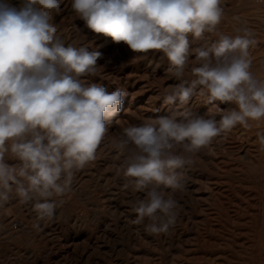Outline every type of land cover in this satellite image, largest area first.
Wrapping results in <instances>:
<instances>
[{
	"label": "clouds",
	"instance_id": "1",
	"mask_svg": "<svg viewBox=\"0 0 264 264\" xmlns=\"http://www.w3.org/2000/svg\"><path fill=\"white\" fill-rule=\"evenodd\" d=\"M71 7L93 33L123 42L133 53L164 54L168 72L181 81L165 89V105L186 106L199 95L207 96L208 104L236 106L219 120L178 108L125 127L113 141L126 153L118 169L125 187L146 193L134 205L133 223L147 219L145 231L167 233L178 215L175 194L186 191L184 174L176 171L190 163L186 155L237 124L249 127V121L264 118V81L250 72L249 48L256 40L245 29L190 49L189 34L202 40L216 31L221 0H72ZM59 8L60 0H23L20 7L0 0V206L13 193L21 203L34 201L37 229L39 221L55 216L58 204L52 198L70 192L75 172L96 159L106 122L121 111L127 95L81 79L95 74L102 53L66 46L56 36L49 10ZM190 55L199 66L186 81ZM258 141L264 151V133ZM6 155L19 163L9 164Z\"/></svg>",
	"mask_w": 264,
	"mask_h": 264
},
{
	"label": "rangeland",
	"instance_id": "2",
	"mask_svg": "<svg viewBox=\"0 0 264 264\" xmlns=\"http://www.w3.org/2000/svg\"><path fill=\"white\" fill-rule=\"evenodd\" d=\"M8 3L20 7L23 0H8ZM71 3L72 0H60L59 10H49L56 36L66 40L71 33L72 39L67 38L71 42L66 46H88L102 53L95 74L84 76L86 83L100 84L108 92L119 88L127 95L121 111L106 122L107 130L96 159L75 172L68 194L52 198L60 206L53 219L39 221V229L34 228L38 222L34 202L23 205L14 193L0 206V263L32 264L39 255L44 258L43 264H264V151L258 141V133H264V118L249 121V127L237 124L230 132L215 137L209 146L187 154L190 163L176 170L184 174L186 181V191L175 194L179 205L176 222L167 233H148L147 219L141 224L133 223L137 217L134 205L146 193L125 187L127 179L118 169L126 153L117 151L113 141L122 137L125 127L169 116L178 108L219 120L221 114L236 106L219 101L208 104L207 96L199 95H194L186 106L165 105V89L181 81L168 72L164 54L133 53L123 42L117 44L110 37L93 33L85 27ZM221 7L223 17L216 31L205 33L202 40H195L189 34L190 49L210 45L222 35H242L247 29L256 40L249 48L250 72L258 81H264V0H221ZM198 66L195 55H190L183 79H193L191 69ZM84 77L81 79L85 81ZM5 159L12 165L19 163L8 155ZM218 198H222L224 206H220ZM2 229H11V233L6 236ZM50 257L53 259L49 261Z\"/></svg>",
	"mask_w": 264,
	"mask_h": 264
},
{
	"label": "bare ground",
	"instance_id": "3",
	"mask_svg": "<svg viewBox=\"0 0 264 264\" xmlns=\"http://www.w3.org/2000/svg\"><path fill=\"white\" fill-rule=\"evenodd\" d=\"M244 2L246 3V1H244ZM245 3H244V4H245ZM246 6H247V5H246ZM247 7H248V6H247ZM250 8H251V7H250ZM250 8H249V9H250ZM67 30H68V29H67ZM76 33H77V32H76ZM70 34H71V33H70ZM70 34H69L68 37H70ZM75 36L78 37L77 35H75ZM68 37H67V38H68ZM73 37H74V36H73ZM58 38H59V37H58ZM67 38H66V40L63 39L65 44H67V43L69 42ZM70 38H71V37H70ZM70 38H69V39H70ZM71 39H72V38H71ZM71 39H70V40H71ZM77 39H78V38H77ZM83 39H84V38H83ZM61 40H62V39H61ZM63 40H62V41H63ZM78 40H79V39H78ZM86 40H87V39H86ZM91 40H92V39H91ZM91 40H90V41H91ZM76 41H77V40H76ZM87 41H88V40H87ZM70 42H71V41H70ZM70 42H69V43H70ZM73 42H75V41H73ZM83 42H84V41H83ZM86 43H87V42H86ZM71 44H72V43H71ZM81 44H82V42H81ZM69 45H70V44H69ZM82 45H83V44H82ZM85 45H86V44H85ZM89 45H90V44H89ZM74 46H75V45H74ZM77 46H78V45H77ZM93 46H94V45H93ZM95 49H96V48H95ZM90 50H91V49H90ZM99 59H100V58H99ZM99 59H98V60H99ZM100 60H101V59H100ZM101 63H102V62H101ZM97 64H98V63H97ZM140 64H141V63H140ZM100 65H101V64H100ZM102 65H103V64H102ZM251 65H252V64H251ZM195 66H196V65H195ZM97 69H98V68H97ZM99 71H100V69H99ZM112 72H113V71H112ZM135 72H136V71H135ZM188 72H189V71H188ZM104 73H105V72H104ZM104 73H103V74H104ZM146 74H147V73H146ZM116 75H117V74H116ZM116 75H115V76H116ZM157 75H158V74H157ZM109 76H110V75H109ZM161 76H162V75H161ZM169 76H170V75H169ZM84 78H85V77H84ZM112 78H113V77H112ZM263 79H264V78H263ZM83 80H84V79H83ZM113 80H114V79H113ZM113 80H112V81H113ZM85 81H86V78H85ZM126 81H127V80H126ZM100 83H101V81H100ZM106 128H107V127H106ZM229 137H230V136H228V138H229ZM231 137H233V136H231ZM228 138H227V139H228ZM221 140H222V139H221ZM230 140H231V139H230ZM224 141H225V140H224ZM228 141H229V140H228ZM231 142H232V141H231ZM231 142H230V143H231ZM235 142H236V141H235ZM218 143H219V142H218ZM226 144H227V142H226ZM211 146H212V145H211ZM229 146H230V145H229ZM103 147H104V146H103ZM213 147H214V146H213ZM250 150H251V149H250ZM250 150H249V151H250ZM252 151H253V150H252ZM99 153H100V152H99ZM244 153H246V152H244ZM201 154H202V153H201ZM246 154H249V153L247 152ZM219 155H220V154H219ZM243 155H244V154H243ZM238 157H239V156H238ZM246 157H247V156H246ZM246 157H245V158H246ZM201 158H202V157H201ZM248 158H249V157H248ZM248 158H246V159H248ZM250 158H251V157H250ZM107 159H108V158H107ZM255 160H257V159H255ZM221 161H222V160H221ZM15 162H16V161H15ZM255 162H256V161H255ZM257 162H258V161H257ZM263 163H264V162H263ZM218 164H219V162H218ZM92 165H94V164H92ZM257 166H258V165H257ZM257 166H256V167H257ZM235 167H236V166H235ZM261 167H263V166H261ZM247 168H248V167H247ZM257 169L259 170V167H258ZM261 170H262V169H261ZM263 170H264V169H263ZM229 171H230V170H229ZM94 172H95V171H94ZM95 173H96V172H95ZM236 175H237V174H236ZM103 176H104V175H103ZM115 177H116V176H115ZM261 177H262V176H261ZM99 178H100V177H99ZM206 178H207V177H206ZM240 178H243V177H240ZM78 179H79V178H78ZM261 179H262V178H261ZM261 179H260V180H261ZM82 180H83V179H82ZM245 180H246V179H245ZM260 180H258V181H260ZM263 180H264V176H263ZM103 181H104V180H103ZM101 182H102V181H101ZM101 182H100V183H101ZM105 182H106V180H105ZM102 183H104V182H102ZM106 183H107V182H106ZM106 183H105V184H106ZM221 183H223V182H221ZM262 183H263V182H262ZM74 184H75V183H74ZM79 184H80V183H79ZM215 184H216V183H215ZM233 185H234V184H233ZM245 185H246V184H245ZM259 185H260V184L258 183V186H259ZM103 186H104V185H103ZM108 186H109V185H108ZM208 186H209V185H208ZM214 186H215V185H214ZM214 186H213V187H214ZM235 186H236V185H235ZM232 187H233V186H232ZM245 187H246V186H245ZM262 187H263V186H262ZM105 188H106V187H105ZM196 188H197V187H196ZM241 188H243V187H241ZM247 188H248V187H247ZM263 188H264V187H263ZM235 189H236V188H235ZM235 189H234V190H235ZM245 189H246V188H245ZM245 189H244V190H245ZM104 190H106V189H104ZM211 190H212V189H211ZM225 190H226V189H225ZM234 190H233V191H234ZM239 190H240V189H239ZM242 190H243V189H242ZM252 190H253V189H252ZM79 191H80V190H79ZM115 191H116V190H115ZM245 191H246V190H245ZM247 191H248V189H247ZM122 192H123V191H122ZM220 192H221V191H220ZM258 192H259V191H258ZM261 192H262V191H261ZM108 193H109V192H108ZM212 193H213V192H212ZM216 193H217V192H216ZM218 193H219V192H218ZM221 193H222V192H221ZM249 193H250V191H249ZM249 193H248V194H249ZM67 194H68V193H67ZM141 194H142V193H141ZM190 194H191V193H190ZM225 194H226V193H225ZM91 195H92V194H91ZM213 195H214V194H213ZM216 195H217V194H216ZM221 195H223V194H221ZM235 195H236V194H235ZM252 195H253V194H252ZM210 197H211V196H210ZM243 197H244V196H243ZM247 197H248V196H247ZM250 197H251V196H250ZM14 198H15V197H14ZM213 198H214V197H213ZM223 198H224V197H223ZM12 199H13V198H12ZM218 199H219V198H218ZM221 199H222V198L219 199V201H220V203H219L220 206H222V205L224 204V203H222L223 201H221ZM243 199H244V198H243ZM245 199H246V198H245ZM53 200H54V199H53ZM210 200H211V199H210ZM237 200H238V199H237ZM248 200H249V199H248ZM248 200H247V201H248ZM11 201H12V200H11ZM11 201H10V203H11ZM13 201H14V200H13ZM16 201H18V199H17ZM16 201H15V202H16ZM19 201H20V200H19ZM212 201H213V200H212ZM33 202H34V201H33ZM226 202H227V201H226ZM30 203H31V202H30ZM215 203H216V202H215ZM237 203H238V202H237ZM14 204H16V203H14ZM31 204H32V203H31ZM212 204H213V203H212ZM221 204H222V205H221ZM234 204H235V203H234ZM19 205H20V204H19ZM19 205H18V206H19ZM23 205H25V203H23ZM114 205H115V204H114ZM117 205H118V204H117ZM205 205H206V204H205ZM226 205H227V203H226ZM243 205H244V204H243ZM115 206H116V205H115ZM223 206H224V205H223ZM241 206H242V205H241ZM58 207H60V206H58ZM116 207H117V206H116ZM243 207H244V206H243ZM61 208H62V207H61ZM229 208H230V207H229ZM62 209H63V208H62ZM212 210H213V209H212ZM224 210H225V209H224ZM57 211H58V210H57ZM209 211H210V210H209ZM221 211H222V210H221ZM227 211L230 212V210H227ZM58 212H59V211H58ZM229 212H228V213H229ZM236 212H237V211H236ZM25 213H26V212H25ZM55 213H56V212H55ZM57 214H58V213H57ZM230 214H231V213H230ZM230 214H229V215H230ZM2 215H3V214H2ZM4 215H5V214H4ZM229 215H228V216H229ZM245 215H246V214H245ZM127 216H128V215H127ZM209 216H210V215H209ZM74 217H75V216H74ZM212 217H213V216H212ZM71 218H72V217H71ZM214 218H215V217H214ZM232 218H233V217H232ZM10 220H11V219H10ZM69 220H70V219H69ZM74 220H75V218H74ZM107 220H109V219H107ZM198 220H199V219H198ZM216 221H217V220H216ZM4 222H5V221H4ZM69 222H70V221H69ZM73 222H74V221H73ZM119 222H120V221H119ZM211 222H212V221H211ZM211 222L209 221V223H211ZM21 223H22V222H21ZM71 223H72V222H71ZM71 223H70V224H71ZM106 223H107V222H106ZM221 223H222V222H221ZM1 224H2V223L0 222V230H1ZM11 224H12V223H11ZM22 224H23V223H22ZM120 224H121V223H120ZM122 224H124V223H122ZM126 224H127V223L125 222V225H126ZM204 224H205V223H204ZM231 224H233V223H231ZM209 225H210V224H209ZM8 226H9V225H8ZM46 226H48V225H46ZM73 226H74V224H73ZM101 226H102V225H101ZM105 226H107V225L105 224ZM118 226H119V225H118ZM6 227H7V226H6ZM21 227H22V225H21ZM119 227L121 228V226H119ZM210 227H211V226H210ZM11 228H12V227H11ZM34 228H35V227H34ZM47 228H48V227H46V229H47ZM66 228H67V227H66ZM13 229H14V228H13ZM17 229H18V228H17ZM77 229H78V228H77ZM121 229H122V228H121ZM215 229H216V228H215ZM35 230H36V229H35ZM128 230H129V228H128ZM220 230H221V229H220ZM2 232H4L5 235H6V233H7V234H8V233L10 234V233H11V229H7V230H4V231H3V229H2ZM16 232H17V231H16ZM16 232H14V233H16ZM43 232H44V231H43ZM210 232H211V230H210ZM0 233H1V232H0ZM71 233H72V232H71ZM80 233H83V232H80ZM216 233H217V232H216ZM216 233H215V234H216ZM238 233H239V232H238ZM12 234H13V232H12ZM16 234H17V233H16ZM42 234H45V233H42ZM89 234H90V233H89ZM107 234H108V233H107ZM212 234H213V233H212ZM215 234H214V235H215ZM218 234H219V233H218ZM241 234H242V233H241ZM27 235H28V234H27ZM1 236H2V235H1ZM6 236H7V235H6ZM11 236H12V235H11ZM14 236H15V235H13V237H14ZM87 236H88V235H87ZM87 236H86V237H87ZM120 236H121V235H120ZM223 236H224V235H223ZM71 237H73V236H71ZM6 238H8V237H6ZM73 238H74V237H73ZM1 239H3V238H1ZM115 239H116V238H115ZM204 239H205V238H204ZM3 240H4V239H3ZM5 240H6V239H5ZM17 240H18V239H17ZM207 240H208V239H207ZM6 241H7V240H6ZM15 241H16V239H15ZM45 241H46V240H44V242H45ZM69 241H70V240H69ZM77 241H78V240H77ZM51 242H52V241H51ZM51 242H50V244H51ZM73 242H74V241H73ZM177 242H178V241H177ZM205 242H206V241H204L203 244H205ZM207 242H208V241H207ZM213 242H214V241H213ZM48 243H49V242H48ZM74 243H75V242H74ZM74 243H73V244H74ZM115 243H116V241H115ZM209 243H210V242H209ZM10 244H11V243H10ZM15 244H16V243H14L13 245H15ZM42 244H43V243H42ZM52 244H53V243H52ZM52 244H51V245H52ZM76 244H77V243H76ZM103 244H104V243H103ZM203 244H202V245H203ZM207 244H208V243H207ZM217 244H219V243H217ZM51 245H50V246H51ZM53 246H54V244H53ZM90 246H91V245H90ZM41 247H42V246H41ZM93 247H94V246H93ZM105 247H106V246H105ZM203 247H204V246H203ZM209 247H210V245H209ZM217 247H218V246H217ZM96 248H97V247H96ZM113 249H114V248H113ZM33 251H34V249H33ZM52 251H53V250H52ZM55 251H56V249H55ZM4 252H5V251H4ZM31 252H32V251H31ZM31 252H30V253H31ZM48 252H49V251H48ZM236 252H237V251H236ZM53 253H54V252H53ZM43 256H44V255H43ZM50 256H51V255H50ZM33 257H34V256H33ZM44 257H45V256H44ZM72 257H73V256H72ZM218 257H219V256H218ZM5 258H6V257H5ZM56 258H57V257H56ZM58 258H59V257H58ZM60 258H61V257H60ZM60 258H59V259H60ZM215 258H216V257H215ZM43 259H44V258H43ZM43 259H41V257L38 255V256H36V257L34 258V261H33V262L31 261V262H32V264H43V263H42V260H43ZM52 259H53V258L50 257V258H49V261L52 260ZM189 259H190V258H188V260H189ZM191 260H192V259H191ZM44 261H45V260H44ZM31 262H30V263H31ZM63 262H64V261H63ZM50 263H51V262H50ZM57 263H58V262H57ZM61 263H62V262H61ZM233 263H234V262H233ZM0 264H1V263H0ZM180 264H181V263H180ZM245 264H246V263H245Z\"/></svg>",
	"mask_w": 264,
	"mask_h": 264
}]
</instances>
